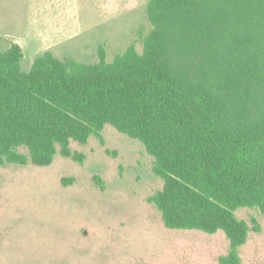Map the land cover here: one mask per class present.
I'll use <instances>...</instances> for the list:
<instances>
[{
	"label": "trees",
	"instance_id": "1",
	"mask_svg": "<svg viewBox=\"0 0 264 264\" xmlns=\"http://www.w3.org/2000/svg\"><path fill=\"white\" fill-rule=\"evenodd\" d=\"M147 16L142 51L110 63L48 52L24 72L19 44L0 51V165L49 166L113 126L154 157L166 227L225 233L221 263L239 264L236 212L264 213V0H149Z\"/></svg>",
	"mask_w": 264,
	"mask_h": 264
},
{
	"label": "rangeland",
	"instance_id": "2",
	"mask_svg": "<svg viewBox=\"0 0 264 264\" xmlns=\"http://www.w3.org/2000/svg\"><path fill=\"white\" fill-rule=\"evenodd\" d=\"M148 1L0 0V51L20 44L24 72L48 52L93 64L102 49L110 63L132 45L142 51ZM70 150L45 167L0 165V264H222L230 255L221 231L166 227L151 202L164 182L140 141L109 125ZM236 217L251 229L239 264H264V213Z\"/></svg>",
	"mask_w": 264,
	"mask_h": 264
},
{
	"label": "crops",
	"instance_id": "3",
	"mask_svg": "<svg viewBox=\"0 0 264 264\" xmlns=\"http://www.w3.org/2000/svg\"><path fill=\"white\" fill-rule=\"evenodd\" d=\"M67 30L69 29V27L67 26V28H66ZM67 35H69V34H67ZM20 45V44H19Z\"/></svg>",
	"mask_w": 264,
	"mask_h": 264
}]
</instances>
